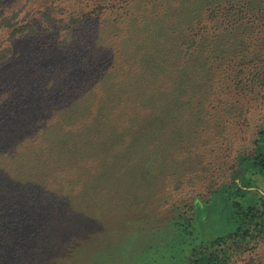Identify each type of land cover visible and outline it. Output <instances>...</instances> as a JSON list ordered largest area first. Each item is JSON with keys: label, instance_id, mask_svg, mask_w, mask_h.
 Listing matches in <instances>:
<instances>
[{"label": "rangeland", "instance_id": "obj_1", "mask_svg": "<svg viewBox=\"0 0 264 264\" xmlns=\"http://www.w3.org/2000/svg\"><path fill=\"white\" fill-rule=\"evenodd\" d=\"M162 1L0 0L2 17L19 11V22L32 13L17 27L40 21L46 9L54 16L50 27L18 33L0 60L14 68L0 74V124L13 120L0 135V264H69L72 244L75 250L82 243L81 261L95 249L98 264L103 251L108 264H189L213 237L234 231L227 203L238 187L248 183L237 198L243 206L260 204L264 178L251 174L252 160L241 168L243 179L233 185L230 177L264 136V45L245 34L226 37L231 26L206 17L209 24L191 35L194 44L188 27L153 31L158 23L147 21ZM140 46L168 59L167 73L146 68ZM177 73L189 76L182 82ZM48 105L73 108L84 120L91 105L100 109V123L89 133L73 123L64 129L70 133H55ZM204 113L206 130H194ZM161 117L164 125L150 129ZM123 195H130V213ZM125 218L128 239L117 224ZM104 221L108 233H120L118 243L125 238L122 248L100 235L97 247L87 244ZM61 226L64 244L29 260L32 245H49L47 231ZM228 264H264V238L232 251Z\"/></svg>", "mask_w": 264, "mask_h": 264}, {"label": "trees", "instance_id": "obj_2", "mask_svg": "<svg viewBox=\"0 0 264 264\" xmlns=\"http://www.w3.org/2000/svg\"><path fill=\"white\" fill-rule=\"evenodd\" d=\"M159 5L161 6H159L157 9H154L155 18H153L152 21H147L148 23L151 22L152 24L158 23V27H154L153 31L160 29H166L169 31L171 29L176 28H180L183 30V27H188L190 29L189 38L191 39V35H199L197 32L198 26H206L207 24H209L205 19L206 17L209 20L220 25L229 24L231 26L232 32H228V35L226 37L234 38L236 37V35L245 34L246 36H248L249 39L254 41V44L261 43L262 45H264V0H163ZM19 14L20 12L16 11L15 13L11 14L10 17H2L3 14L0 15V33L6 37L1 39L6 40V48L5 52L3 53V57H0V60H4V56L8 55V53L11 52V42L16 35L18 36V33L19 35H22L23 30L27 27L30 28L31 32H33V28H38L42 24H44V26L48 25V27H50L54 22V16L52 15V13H50V10L46 9L40 21L32 17L33 20L29 19L27 21L28 25H21L20 27H17V25L26 21L32 13L26 14L19 21L20 23L17 21V16H19ZM181 33L182 31L176 33V35H181ZM190 43L194 44L195 40L191 39ZM140 47L144 49V52H142L141 60L143 61L144 66H147L146 68L153 66L154 68L167 73V63L169 62L168 59L162 58L160 59L161 61H158L157 56L151 53L147 47ZM262 60L264 61V54L262 56ZM9 66V63L1 64L0 74H4L7 71L12 72L14 68H10ZM177 74H180V76L178 77L182 80V82L185 81L186 76H189L188 73ZM258 78V80L261 82V85L264 86V74L260 73ZM17 84L18 83H14V86L16 87ZM33 86L34 84L27 88H23L22 93L27 95L29 88L32 89ZM201 98H203V95H201L200 91H198L196 100H199L203 104L204 112V109L206 108V103ZM29 100L30 98L27 99V103L29 102ZM20 102L21 103H19V106L24 107L25 99L23 97ZM28 107L31 108V106ZM86 107L88 108V112L86 111V116L84 120L78 117L77 111H75L73 108H70L68 106H62L60 108L58 106L54 107V105H48L46 107L49 112V119L47 121L50 122L48 128L55 130V133L59 132L62 135H65L66 133H70V131H64V129L70 128L68 124L73 123V126H76L75 130H78V127L82 129V132L80 134L89 133L91 128L96 127V125L100 123V119L98 118L100 116V109H96L93 111L91 105H87ZM29 108L25 110L26 113L32 112V109ZM188 119L189 117L186 120ZM205 119L206 116L204 113L202 114L200 119L202 120V123H191L192 128L196 131L204 132L206 130L203 125ZM2 121L5 123L0 124V135L5 132V128L8 126L7 124L13 120L7 118V120ZM16 121H20V119L17 118ZM82 121H86V123H83ZM164 123L165 118L161 117L160 119H157V121L150 127V129H157V126H162L164 125ZM18 129L19 128L16 127V130ZM1 141L3 142V139ZM257 144V147L254 148L255 151L252 157L243 155L237 160L236 172L233 173L230 177L233 181V185H235L237 179L241 180L243 179V176L246 175L245 170H241V168H244L246 164H249V160H252L251 174L261 179L264 178L263 135L260 136ZM154 173L157 172L154 170ZM144 176H141L137 179L141 181ZM144 183L146 184V182H143V185H145ZM243 185H245L243 186V188L238 187L236 191H234L235 198H231V202L228 201L229 203H227V214H229V218H231L235 224L234 231L230 233L229 236L227 235L213 237V239L206 246L194 253L189 264H228V257L231 256L232 251L238 253H240L241 251H246L249 248L250 242L252 240H255L257 238H264V224L261 220L264 216V197H259V205L243 206V204H241V201L237 199L243 198L244 194L240 195V192H243L246 189L248 183H243ZM222 187L223 188H221V190L223 189V193L224 191H228V188H226V186L222 185ZM228 197L230 198V196ZM113 198L118 199L116 194H113ZM122 200L123 204H127L122 206V209H127L126 211L130 213V204H128L130 203V195H125V197L123 195ZM117 220H119V218ZM122 220V222L119 221L117 222V224L118 226L122 225V234L125 233L127 235L126 238L128 239L130 234V218H125ZM103 223L104 227L99 225L100 227L98 226L97 228L91 230V233L88 234V237H90L91 240L86 241L87 244H89L88 242H91L92 246L97 247V237L98 235H100L103 240L106 238H113V242L115 243V245H117V248H122L124 243L123 241H125V238L123 236L122 238L120 237L119 239H121V241L118 243L115 240V236L119 237L120 233H108L109 231L107 232L106 230L108 224L106 221H104ZM61 228L62 226L60 227V229H53L54 231L57 230V233H51L50 230L47 231L48 239L53 238L51 239V242H49V245H46V243L44 242L41 243L42 247L39 246L38 242L35 244V246L33 244L32 256L34 255V258H29V260L32 259L33 262H38L37 260H41L45 256L52 254L55 249L64 244L66 240L65 235L67 233L66 231H62ZM42 237V240H45L46 234H43ZM77 239L78 237H76V240ZM228 242H230V246L227 244ZM118 244L120 245L118 246ZM83 245L84 243H82V245H79V247H76L74 250L72 244L70 250V252L72 251V254H69V264H98L99 259L95 258V249L93 250L92 255H89L87 257L88 261H81L80 257L78 256V253ZM227 249L230 250L228 251ZM58 255L60 257L62 254L60 255V253H56L54 258H56ZM100 258L101 264H104L106 260H109L108 252L103 251L102 253H100ZM39 262L40 264L51 263V261H48L47 263H43L42 261ZM109 262L110 260L107 262V264Z\"/></svg>", "mask_w": 264, "mask_h": 264}]
</instances>
